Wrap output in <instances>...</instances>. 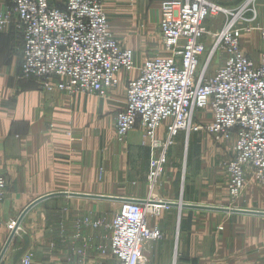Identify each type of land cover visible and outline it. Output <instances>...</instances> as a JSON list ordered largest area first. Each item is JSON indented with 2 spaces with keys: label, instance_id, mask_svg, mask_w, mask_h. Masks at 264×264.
I'll use <instances>...</instances> for the list:
<instances>
[{
  "label": "crops",
  "instance_id": "0c3cea01",
  "mask_svg": "<svg viewBox=\"0 0 264 264\" xmlns=\"http://www.w3.org/2000/svg\"><path fill=\"white\" fill-rule=\"evenodd\" d=\"M8 3L0 0V12L13 8ZM157 5L158 10L113 22V35L135 51L141 64L132 79L148 58L168 55L149 43L161 40L163 15L159 1ZM252 37L243 35L242 49L258 62L261 37ZM22 61L23 35L13 18L0 29V177L8 184L7 199L0 203V254L27 207L49 195H67L48 198L25 216L1 264H22L27 256L31 264H108L113 260L109 226L123 202L70 194L138 201L150 197L145 179L152 152L143 145L144 129L138 125L123 142L117 137V116L126 106L128 84L125 93L119 87L106 97L68 96L22 76ZM125 76L119 75L120 84ZM166 130L164 124L159 139H165ZM165 182L167 197L154 191L164 203L264 212V203L253 206L256 198L260 201L259 191L233 202L227 175L222 184L227 199L217 198L222 202L214 205L197 202L191 186L175 199L171 179ZM150 224L161 229L163 238L145 244L143 264H264L262 215L166 206Z\"/></svg>",
  "mask_w": 264,
  "mask_h": 264
},
{
  "label": "built area",
  "instance_id": "2783aa9c",
  "mask_svg": "<svg viewBox=\"0 0 264 264\" xmlns=\"http://www.w3.org/2000/svg\"><path fill=\"white\" fill-rule=\"evenodd\" d=\"M64 1L61 9L50 0H17L22 73L46 83L59 79L57 89L68 96L106 97L120 84L121 73L135 69L134 52L112 34L106 0ZM158 1L162 43L171 54L145 61L140 74L129 81L127 103L116 121L120 142L138 125L144 129L143 145L152 152L150 197L144 203L122 204L109 226L113 260L108 264H143L145 244L163 238L161 229L150 224V217L161 216L166 207L154 191L175 139L203 129L194 121L199 112L210 115L206 130L216 143L234 141L233 157L225 167L230 199L236 202L242 196L248 170L264 185V23L258 28L261 52L256 62L242 50L243 33L249 30L240 22H254L257 11L245 20L244 10L233 11L210 0ZM222 16V29L205 28L208 20ZM0 25H8L7 16L0 18ZM208 44L209 58L200 72ZM214 59L221 65L207 77ZM164 124L165 139H159ZM6 195L7 182L0 177V202ZM22 264H31V258L25 257Z\"/></svg>",
  "mask_w": 264,
  "mask_h": 264
},
{
  "label": "rangeland",
  "instance_id": "374dc122",
  "mask_svg": "<svg viewBox=\"0 0 264 264\" xmlns=\"http://www.w3.org/2000/svg\"><path fill=\"white\" fill-rule=\"evenodd\" d=\"M50 1L54 6L59 7L61 9H63L65 6V1H63V5L61 2L62 0H50ZM210 1L220 4L221 6L223 5L229 6L228 9L233 11H237L241 9L244 10L245 15L243 18L245 20H251L254 17L253 12L257 11L258 18L254 22H247L243 20L240 23L242 24V27L248 28L249 30V31H244L243 35H247L248 37H251L250 38L251 40H253L254 38L252 37V35L253 33H255L256 35L259 36L260 39L261 36L259 35L260 32L258 28L264 23V0H210ZM8 2H9L8 5L13 6V8L6 9L5 11L0 12V18L6 16L8 17V25L4 27L0 25L1 30L6 29L13 18H17V13H16L17 0H8ZM157 2L158 0H106L105 10L110 21L111 31L113 28V22L118 20V18L122 19L127 16H131L134 12H138L142 10H147V11L158 10ZM225 21L226 18L223 16L220 17L218 21L208 20L205 24V28L208 31L215 32L217 30L222 29ZM17 22H18V18H17ZM160 22L161 20L159 19V23ZM158 31H159V26H158ZM118 41L120 42L122 47L131 49L129 47L124 46V44L120 40ZM161 41L162 38L159 41L157 37V38H152V41H150L149 43L151 44V46H156L157 48L161 47L163 51L168 53L167 57H169L171 53L165 49L164 45L162 46L163 43H161ZM251 45L254 46V41L251 43ZM207 47L208 49L203 58L200 72L203 70L202 68H204L205 63L209 58L211 45L208 44ZM131 50L134 52L136 67L131 72H123L124 74H126L125 76L126 79L124 83L114 88V89H118L119 87H122L124 93H125L126 83L129 84V81L134 77V75L132 74H136L138 68L141 66V64H139L137 60V55L135 51L133 49ZM155 57H163V56H155ZM216 60L217 59H214V61L211 63V67L207 71V77H210L211 74L215 72L216 69L221 65V61L220 60L216 61ZM22 76H24L23 73ZM38 80L44 84V87L45 86L46 88L49 87L54 91L61 93L57 89V85L60 82L59 79L54 78L48 83L44 82L41 79ZM93 96H97V95H93ZM203 116H205L206 118L205 119L202 118ZM206 119L207 120L209 119V122H205ZM201 120L204 121L201 122ZM210 120L211 119L209 114H207L206 112L204 113L199 112L197 116H195L194 121L195 123L197 122V124L202 125L203 129L198 132L183 133L182 137H180L179 139L177 137L175 139L174 144L169 147V151L167 155V163L164 166V171L162 176L160 177V181L156 186V194H158L161 197L162 196L167 197L166 191L168 190V187L165 181L171 179V182L175 189V192L173 193L172 196L175 199L180 198L182 193L185 191V186L186 188L189 186L192 187L191 194L193 195L195 193L194 197L196 198L197 202L214 205V204H221L222 202V200L217 198L225 197L227 199V196L224 195L222 184H225L226 182V170H225L226 163H228V161L233 157L232 145L234 141L225 144L216 143L212 135L206 130V126L210 123ZM202 123H204V125ZM151 160L152 157L149 161V166ZM148 173L149 171L147 170L145 180H147ZM247 177H248L247 187L243 192V195L252 198L251 194L253 192L259 191L261 195L260 201L256 198V200L253 202L254 204L253 206H263L264 186H261V184L254 179L253 173L250 170L247 173ZM216 183H220L218 186L220 188H217ZM7 189H8V184H7ZM187 196H190V192H188ZM174 198H172V200H175ZM6 199H7V195L5 200L1 201L0 203L5 202ZM161 216L150 217V221L153 219H160ZM180 221L176 219L175 225L179 226L181 224ZM16 223L17 222L13 223L12 228H14Z\"/></svg>",
  "mask_w": 264,
  "mask_h": 264
},
{
  "label": "water",
  "instance_id": "95a60500",
  "mask_svg": "<svg viewBox=\"0 0 264 264\" xmlns=\"http://www.w3.org/2000/svg\"><path fill=\"white\" fill-rule=\"evenodd\" d=\"M62 195H67V194H57V195H49L46 197H43L34 203H32L27 209L22 213V215L19 217L16 225L13 228V231L6 242L1 254H0V264L8 251L11 242L13 241L22 221L24 220L25 216L40 202L54 197V196H62ZM70 196H75V197H84V198H96V199H102V200H113V201H121L123 203L125 202H137V203H144L145 201H138V200H132V199H120V198H114V197H95V196H90V195H78V194H70ZM163 205L165 206H174V207H181V208H190V209H201V210H210V211H217V212H232V213H244V214H252V215H262L264 216V212H259V211H247V210H237V209H226V208H211V207H201V206H194V205H185V204H174V203H164L162 202Z\"/></svg>",
  "mask_w": 264,
  "mask_h": 264
}]
</instances>
